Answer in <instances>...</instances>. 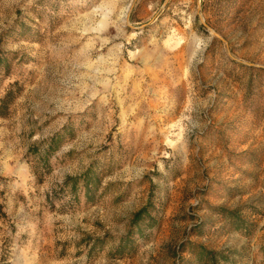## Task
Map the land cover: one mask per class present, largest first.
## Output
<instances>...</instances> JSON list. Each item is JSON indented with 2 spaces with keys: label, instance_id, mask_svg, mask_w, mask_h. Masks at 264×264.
<instances>
[{
  "label": "rangeland",
  "instance_id": "obj_1",
  "mask_svg": "<svg viewBox=\"0 0 264 264\" xmlns=\"http://www.w3.org/2000/svg\"><path fill=\"white\" fill-rule=\"evenodd\" d=\"M0 59V264H264V0H0Z\"/></svg>",
  "mask_w": 264,
  "mask_h": 264
},
{
  "label": "trees",
  "instance_id": "obj_2",
  "mask_svg": "<svg viewBox=\"0 0 264 264\" xmlns=\"http://www.w3.org/2000/svg\"><path fill=\"white\" fill-rule=\"evenodd\" d=\"M20 91L21 88L20 86L17 85L16 82L12 83L10 87L6 90L4 95L0 98L1 116L5 115L6 110L8 109L10 104L14 101V99L16 98V96L19 94ZM55 139H57V134L53 135L50 138V141L48 142V146H47V152H53V149H55V147L53 148L52 146L53 143H55L56 141ZM149 215L150 214H149L148 203L132 214L129 230L126 233V235H124L119 239V244L115 247L113 253H118V255L124 254L125 253L124 249L128 244L130 245V247H132V249L135 248V246L133 245L134 242L132 240L134 229L135 231H139L141 232L140 234H142L141 227L146 220L149 221V223L146 224V227L154 226L156 222V219H154ZM196 247L198 249H196V251L194 252V264H231L232 263V261H229L228 258L224 256L221 251L209 250L201 245Z\"/></svg>",
  "mask_w": 264,
  "mask_h": 264
}]
</instances>
